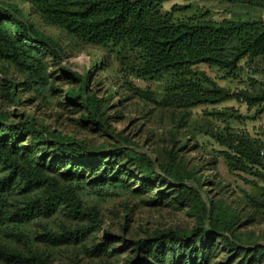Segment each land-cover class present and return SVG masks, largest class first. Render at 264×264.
<instances>
[{"label":"trees","instance_id":"obj_1","mask_svg":"<svg viewBox=\"0 0 264 264\" xmlns=\"http://www.w3.org/2000/svg\"><path fill=\"white\" fill-rule=\"evenodd\" d=\"M22 1L27 12L17 2L0 4V62L15 65L33 83L50 85L44 58L49 48L61 50L30 20L31 15H37L78 43L100 46L105 52V63L113 62L115 76L124 77L126 82H131L129 77H167L162 96L132 87L154 104L193 107L237 98L249 109L254 108L255 114L264 113V18L228 17L214 21L207 19L209 11L179 18L175 16L179 5L163 8L168 0ZM258 59L263 80L254 91L231 92L199 68L207 65L231 76L243 70L242 62L249 67ZM60 70L81 81L77 88L65 91L66 101L86 110L85 118L92 123L103 125L99 100L85 90L89 72L79 75ZM7 81L6 93L15 99L17 84ZM219 115L222 119L234 116ZM27 136L31 142L45 146L35 149L31 143H23ZM217 139L225 148L221 156L229 170L247 171L263 166L264 143L260 139L246 132H230ZM154 165L150 157L127 148L103 151L71 137H57L46 129H37L30 121L9 122L0 111V235L25 242L30 237L22 228L28 222L66 209L89 223L59 230L44 228L37 238L52 244L80 241L102 226L97 211L82 206L81 195L125 188L137 179L136 190H156L154 202H162L176 192L175 196L192 203V208L202 212L204 218L188 231H161L129 239L132 255L125 264H264V248L254 249L256 257L244 252L239 258L234 242L224 235L216 237L218 232L229 230L233 222L231 216L215 207L211 197H206L205 202L197 190L181 184L184 177L176 167H169L161 176ZM170 177L177 188L169 189ZM163 183L167 186L162 187ZM105 235L107 240L113 237L107 230ZM223 250L226 255L219 259V251ZM0 260L10 264L44 262L40 254L21 251L1 240Z\"/></svg>","mask_w":264,"mask_h":264},{"label":"rangeland","instance_id":"obj_2","mask_svg":"<svg viewBox=\"0 0 264 264\" xmlns=\"http://www.w3.org/2000/svg\"><path fill=\"white\" fill-rule=\"evenodd\" d=\"M4 2H17L28 11L22 0H0V4ZM174 4L180 6L175 13L179 18L206 11H209L207 19L214 21L228 17L264 18V0H168L163 8L169 10ZM30 20L61 50L49 48L44 58L50 85L33 83L15 65L0 62V111L5 113L7 121H30L37 129H46L57 137H71L87 147L103 151L127 148L145 154L154 161V169L161 176L169 167H176L184 177L181 184L197 190L205 202L206 197H211L217 209L227 217L231 216V228L218 232L217 238L224 235L234 242L239 258L244 252L250 257L255 255L254 249L264 248V164L247 171L229 170L221 156L225 148L217 139L218 135L225 136L230 132H246L264 143V113L255 114L254 108L249 109L237 98L193 107L154 104L138 95L132 87L162 96L167 77L155 80L129 77L131 82H126L124 77L115 76L113 62L105 63V52L100 46L78 43L37 15H31ZM259 61L249 67L242 62L243 70L231 76L207 65L199 68L231 92L239 89L254 91L263 80V75L258 72ZM60 69L79 75L89 72L85 90L99 100L103 125L92 123L85 118L86 110L66 101L65 91L77 88L81 81ZM7 79L17 84L15 99L6 93ZM219 113L234 116L222 119ZM23 139V143H31L35 149L45 146L31 142L29 136ZM138 185L136 179L125 188L109 189L102 194H82V206L95 209L102 226L80 241L52 244L37 238L44 228L59 230L89 223L66 209L50 216H36L28 222L22 228L30 237L25 242L2 235L0 240L21 251L40 254L44 262L35 264H125L132 255L129 239L161 231H188L204 218L202 212L192 208V203L175 196L176 192L162 202H154L156 190H136ZM167 185L169 189L177 188L171 177ZM167 185L163 183L162 187ZM106 230L113 235L110 240L105 238ZM218 246L221 250V245ZM225 252L219 251L218 258H223ZM0 264L10 263L0 260Z\"/></svg>","mask_w":264,"mask_h":264}]
</instances>
